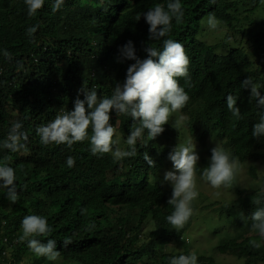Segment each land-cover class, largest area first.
<instances>
[{
	"label": "trees",
	"instance_id": "obj_1",
	"mask_svg": "<svg viewBox=\"0 0 264 264\" xmlns=\"http://www.w3.org/2000/svg\"><path fill=\"white\" fill-rule=\"evenodd\" d=\"M81 1L65 0L53 13L52 0H45L44 6L29 16L24 0H0V145L17 121L27 136L20 141L25 148L17 151L0 146V164L15 170L18 188L15 203L7 199L6 190H0V260L9 254L8 243L13 245L14 260L21 261L29 249L27 242L19 239L21 221L39 215L52 230L35 238L45 243L54 239L64 261L141 264L149 257L151 261L144 264H170V257L190 254L185 235L206 217L201 211L213 203L203 204L200 192V202L192 201L189 220L175 229L166 220L173 210L168 204L172 188L147 177L137 178L152 170L143 158L145 152L155 163L160 162L153 146L145 149L137 144L135 156L115 161L111 153L93 155L88 138L71 148L42 144L36 128L72 111L78 94L83 99V87L95 90L98 98L110 97L134 63L117 60L118 50L126 42L131 40L136 55L143 59L147 46L159 48L163 39L171 38L184 46L189 58L188 75L178 81L189 96L181 112L187 117L191 137L218 140L239 164L264 160V138L252 137L260 109L249 98V90L241 87L248 78L264 85V0H181L182 20L173 19L170 33L159 41L149 39V25L142 13L158 4L166 8L168 0ZM259 9L263 11L260 21L250 19L247 14ZM209 15L218 19L224 31L245 39L257 58L237 47L219 53L218 48L226 43L198 41L200 22ZM32 26L38 30L30 38L27 29ZM260 90L264 95V87ZM228 95L237 99L238 117L227 107ZM132 125L128 116L121 126L123 135L129 134ZM88 131L90 136V127ZM69 156L75 159L71 168L66 165ZM210 156L208 152V157L198 162V176L202 177ZM237 193L229 207L217 211L222 225L228 226L225 237L216 247L209 245L211 255L199 252L198 264H217L214 255L226 254L242 264H264V243L250 219L257 207H264V189ZM230 230L232 237L227 238ZM14 239L17 244L12 243ZM66 240L70 242L65 244ZM172 242L182 245L181 251H160ZM32 264L59 262L35 255Z\"/></svg>",
	"mask_w": 264,
	"mask_h": 264
},
{
	"label": "clouds",
	"instance_id": "obj_2",
	"mask_svg": "<svg viewBox=\"0 0 264 264\" xmlns=\"http://www.w3.org/2000/svg\"><path fill=\"white\" fill-rule=\"evenodd\" d=\"M24 3L28 15L33 16L44 6L45 0H24ZM64 4L65 0H52V12L59 11ZM142 16L149 25V39L159 41L170 33L173 19L177 22L182 20L184 11L181 0H168L166 8L158 4L143 12ZM206 20L209 29L218 30L219 28L218 19L214 15H209L200 22L197 40L208 45H215L198 38L201 34V24ZM37 30V26L29 27L27 29L29 37L31 38ZM118 52V62L128 60L134 63L128 66L123 83H116L110 97L98 98L95 90L83 87L80 89L83 99H80L78 94L72 111L57 115L54 120L38 126L36 133L42 144H66L69 148L88 138L93 155L111 153L115 161L135 156L137 144L145 149L153 146L155 156L162 158L168 155L167 159L171 162L172 168L163 173L162 182L159 174L162 169V160L155 163L147 152L144 153L143 158L152 170L147 176L137 178L142 180L147 177L151 182L155 180L158 184L170 185H164L172 188L168 204L172 205L173 210L166 220L173 228L180 229L191 217L192 201L199 195L196 177L206 180L213 188L222 185L227 187L234 178L237 161L225 148L217 144L209 151L211 156L201 177L196 174V168L198 162L205 158L199 161L195 142L178 143L171 151H165L158 143L157 137L165 131L164 127L175 115L179 113L183 115L181 108L189 100L185 88L178 81L180 77H187L189 65V58L179 41L169 38L163 39L162 47L149 45L145 48L146 57L143 59L136 55V49L131 40L121 46ZM5 55L7 56L8 53L5 52ZM241 87L249 90V98L254 99L260 109L259 120L252 128V137L262 139L264 138V95L261 94L260 89L264 85L258 86L251 78H248L241 83ZM226 104L234 117L240 115L236 97L228 95ZM174 111L175 115L172 113ZM128 116L133 121L132 130L128 135H123L121 126ZM89 127L91 128L90 136ZM21 129L22 123L15 122L7 139L0 146L11 151L25 148V144L20 141L26 140L27 136L20 131ZM118 136L120 139L116 141ZM123 141L127 148L115 146ZM74 164L75 159L69 156L66 159L67 167L71 168ZM0 190H6L7 199L13 203L16 202L18 188L15 170L5 164H0ZM230 204L225 203L221 209L229 207ZM250 219L252 229L260 238H264V207H257ZM21 229L20 241H26L28 248L36 256L53 262L60 257V251L57 250V242L54 239H48L45 243L35 238L52 230L43 216H25L21 221ZM69 242L66 240L65 244ZM12 243L17 244V240L14 239ZM186 243H189L188 239ZM6 246L7 251L10 252L13 245L6 243ZM167 246L170 245L162 246L160 251L167 254L177 253V251L165 252L163 248ZM170 264H198V257L190 251V254L170 257Z\"/></svg>",
	"mask_w": 264,
	"mask_h": 264
},
{
	"label": "rangeland",
	"instance_id": "obj_3",
	"mask_svg": "<svg viewBox=\"0 0 264 264\" xmlns=\"http://www.w3.org/2000/svg\"><path fill=\"white\" fill-rule=\"evenodd\" d=\"M86 2L87 0L81 1V3ZM262 14V9H259L256 12L252 14L248 13L247 15L253 21H260ZM206 22L207 20L202 22L201 34L198 35V38L209 44L224 45L226 43L225 47L218 48L217 51L219 53L225 54L229 49L237 47L249 52V56L252 59L257 58V54L254 53L253 50H251L250 44L246 43L245 39H242L239 34L233 33L231 30L224 31V29L220 25L218 30H211L208 28ZM172 113L175 115V111ZM186 120L187 117L181 115V113H179L177 116L175 115L172 118L171 122H169V124L164 127L165 131L162 133V135L157 137L158 143L165 151H171V149L177 146L178 143L184 144L195 142L196 152L199 155L200 161V159L208 157V152L211 151V149L215 147V145H220V143L218 140L212 137H207L206 139H204V141H200L195 137H191L188 133L189 129L187 128ZM119 139L120 136L117 137L116 141H118ZM125 141L117 143L115 144V146L127 148ZM167 157L168 155H164L161 158L162 169L159 173L161 182L163 179V173L166 170L172 168V164L167 159ZM252 169H254V171ZM163 184L166 186H170L166 183ZM196 188L198 193L201 192V194L204 195L205 199L203 198V204H213L211 207H208L207 211H201L202 217L207 214L206 217L203 219L201 218V222L199 221L198 224H194L188 230L185 236L188 239V242L192 244L190 248L191 253H195L197 256L199 255V252H202L205 255H211L212 252H209V245L216 247L217 243L225 237L223 235L228 228L226 224L222 225L221 220H219L217 214L218 209H221L222 205H224L225 203H232L238 196L237 190L253 191L264 189V160L256 159L243 164L237 163L234 169V178L227 187L222 185L218 188H213L206 180L196 177ZM199 197L196 198V201H199ZM214 209H216V212ZM109 215L112 216L111 213H109ZM151 227L152 225L150 224L148 230H150ZM221 229H223L222 232ZM147 234L148 232L145 235ZM231 234L232 233L230 230L226 237L231 238ZM260 239H262L261 244L264 243V238ZM169 245L170 246L163 248L165 252L181 251L182 249V245L177 246L175 242H172ZM12 249L10 250L6 259L0 260V264H32L33 260L35 259L34 253L30 249H28L25 254H22L21 261L17 263L12 257ZM214 258L215 260H219L217 264H242L241 261H238L235 257L229 254L223 256L214 255ZM56 261L59 262V264H80L76 259L64 261L62 258H58ZM150 261L151 259L147 257L141 264Z\"/></svg>",
	"mask_w": 264,
	"mask_h": 264
}]
</instances>
